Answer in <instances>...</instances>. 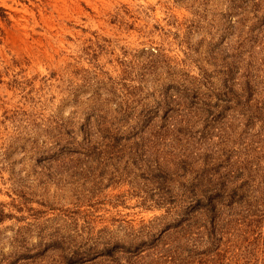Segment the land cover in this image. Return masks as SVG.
Wrapping results in <instances>:
<instances>
[{
  "label": "rangeland",
  "instance_id": "obj_1",
  "mask_svg": "<svg viewBox=\"0 0 264 264\" xmlns=\"http://www.w3.org/2000/svg\"><path fill=\"white\" fill-rule=\"evenodd\" d=\"M0 8V264H264V0Z\"/></svg>",
  "mask_w": 264,
  "mask_h": 264
},
{
  "label": "trees",
  "instance_id": "obj_2",
  "mask_svg": "<svg viewBox=\"0 0 264 264\" xmlns=\"http://www.w3.org/2000/svg\"><path fill=\"white\" fill-rule=\"evenodd\" d=\"M1 9V8H0Z\"/></svg>",
  "mask_w": 264,
  "mask_h": 264
}]
</instances>
